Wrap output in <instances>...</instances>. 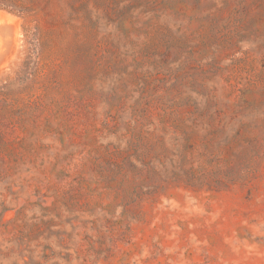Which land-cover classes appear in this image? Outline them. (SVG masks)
<instances>
[{"label":"rangeland","instance_id":"rangeland-1","mask_svg":"<svg viewBox=\"0 0 264 264\" xmlns=\"http://www.w3.org/2000/svg\"><path fill=\"white\" fill-rule=\"evenodd\" d=\"M0 264H264V0H0Z\"/></svg>","mask_w":264,"mask_h":264}]
</instances>
